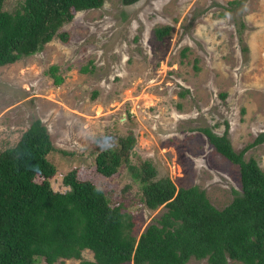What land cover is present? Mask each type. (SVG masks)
<instances>
[{
	"label": "rangeland",
	"instance_id": "obj_1",
	"mask_svg": "<svg viewBox=\"0 0 264 264\" xmlns=\"http://www.w3.org/2000/svg\"><path fill=\"white\" fill-rule=\"evenodd\" d=\"M166 25L168 34L156 40L153 29ZM58 32L66 41L54 36L40 51L0 66V151L39 119L53 147V190H63L61 176L74 170L129 213L134 236L163 208L145 207L129 160L149 159L176 187L195 185L215 208L227 205L239 189L237 168L197 129L226 130L236 152L264 132V0H104L74 12ZM52 65L57 86L46 75ZM127 135L134 145L117 171L97 173L96 151ZM248 157L264 169V141L248 148ZM81 256L92 261L90 251Z\"/></svg>",
	"mask_w": 264,
	"mask_h": 264
},
{
	"label": "trees",
	"instance_id": "obj_2",
	"mask_svg": "<svg viewBox=\"0 0 264 264\" xmlns=\"http://www.w3.org/2000/svg\"><path fill=\"white\" fill-rule=\"evenodd\" d=\"M0 0V66L40 51L73 13L99 8L104 0H18L12 10ZM139 0H120L128 6ZM169 26L153 29L156 40ZM56 66L46 75L59 85ZM85 66L81 71H85ZM215 152L236 166L239 189L218 209L195 185L176 187L149 159L128 161L127 171L149 210L162 212L137 236L120 204L112 205L92 181L74 170L61 176L63 190H53L55 173L47 158L53 149L46 128L33 119L11 147L0 151V264H54L76 259L80 264H185L190 258L207 264H264V169L245 151L262 141L264 132L239 151L226 135L198 128ZM134 145L131 135L96 151L94 170L111 176ZM90 251L92 261L81 252Z\"/></svg>",
	"mask_w": 264,
	"mask_h": 264
}]
</instances>
